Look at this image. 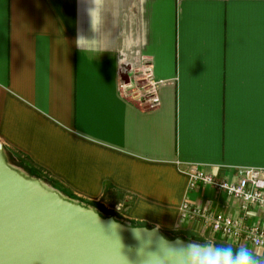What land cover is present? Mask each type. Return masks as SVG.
I'll use <instances>...</instances> for the list:
<instances>
[{
  "label": "crops",
  "instance_id": "0c3cea01",
  "mask_svg": "<svg viewBox=\"0 0 264 264\" xmlns=\"http://www.w3.org/2000/svg\"><path fill=\"white\" fill-rule=\"evenodd\" d=\"M113 24L88 30L81 0H0V141L77 199L169 236L233 242L190 199L237 217L212 186L189 189L192 165L233 179L264 167V0H112ZM83 30L97 41L82 50ZM151 65L161 105L125 97L122 78ZM120 205V208H118ZM249 223L264 226L252 206Z\"/></svg>",
  "mask_w": 264,
  "mask_h": 264
},
{
  "label": "water",
  "instance_id": "95a60500",
  "mask_svg": "<svg viewBox=\"0 0 264 264\" xmlns=\"http://www.w3.org/2000/svg\"><path fill=\"white\" fill-rule=\"evenodd\" d=\"M73 198L14 164L0 141V264H181L191 239Z\"/></svg>",
  "mask_w": 264,
  "mask_h": 264
},
{
  "label": "built area",
  "instance_id": "2783aa9c",
  "mask_svg": "<svg viewBox=\"0 0 264 264\" xmlns=\"http://www.w3.org/2000/svg\"><path fill=\"white\" fill-rule=\"evenodd\" d=\"M163 83L157 79L151 65L146 61L144 67L131 76L122 78L119 88L125 97L137 100L148 109L161 105L159 87ZM189 189L212 186L224 191L239 202L241 214L216 212L209 204L202 205L190 199L184 200L180 208V220L202 219L214 233L231 239L233 242L246 241L254 247L264 248V226L249 223V211L252 206L264 212V167H239L233 179L217 178L211 172L192 165L188 171Z\"/></svg>",
  "mask_w": 264,
  "mask_h": 264
},
{
  "label": "clouds",
  "instance_id": "9594fccd",
  "mask_svg": "<svg viewBox=\"0 0 264 264\" xmlns=\"http://www.w3.org/2000/svg\"><path fill=\"white\" fill-rule=\"evenodd\" d=\"M81 4L82 12L87 17L88 30L94 36L106 23H114L112 0H81ZM96 43L83 30L78 31L75 44L81 50L84 45L92 48ZM181 264H264V253H258L248 246L233 248L212 241L193 240L183 246Z\"/></svg>",
  "mask_w": 264,
  "mask_h": 264
},
{
  "label": "trees",
  "instance_id": "16d2710c",
  "mask_svg": "<svg viewBox=\"0 0 264 264\" xmlns=\"http://www.w3.org/2000/svg\"><path fill=\"white\" fill-rule=\"evenodd\" d=\"M9 157H10V160H11L14 164H16V165H18V166L24 168V169L27 170L31 175H35V176L41 177V178L45 179L46 181L52 183V181H51L49 178H47V177H43V176H41L40 174L35 173V172H32L31 170H29V168L26 167L25 164H24L21 160L15 158L12 154H9ZM66 194H67V193H66ZM68 195H69V194H68ZM69 196H71V195H69ZM71 197H73V196H71ZM73 198H75V197H73ZM79 200L82 201V202H85V203H87V204H90V205H92V206H94V207H96L100 212H102V213L105 214V215H115V214H113V213H111V212H107L106 210L100 208V207L97 206L96 204H93V203H90V202L84 201V200H82V199H79ZM115 216H117V215H115ZM118 217H119V216H118ZM119 218L124 219V218H122V217H119ZM146 225L152 226V225H150V224H146Z\"/></svg>",
  "mask_w": 264,
  "mask_h": 264
}]
</instances>
